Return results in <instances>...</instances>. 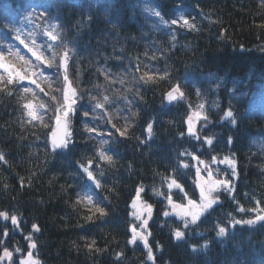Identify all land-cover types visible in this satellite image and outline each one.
<instances>
[{
    "label": "trees",
    "instance_id": "obj_1",
    "mask_svg": "<svg viewBox=\"0 0 264 264\" xmlns=\"http://www.w3.org/2000/svg\"><path fill=\"white\" fill-rule=\"evenodd\" d=\"M108 2L111 7L105 14L91 6L93 0H0V31L8 32L4 25L13 21L30 47L28 33L35 34L37 45L53 44L57 63L65 45L72 50L68 74L78 93L76 111L69 118L70 143L54 151L50 141L55 124L53 102L27 80L0 85V153L7 161H0V211L19 221L15 227L0 217V255L8 248L13 252L12 264H19L29 251L39 264H153L146 248L128 242L135 225L132 203L142 187L141 200L152 205L147 239L155 264H262L264 223L234 228L229 223L252 218L255 213L247 209L256 207L257 200L264 206L262 0ZM37 5L49 6L48 14L41 15L44 8ZM34 7L33 15L26 18ZM146 8L159 11L169 23H160ZM181 16L196 28L170 23ZM53 23L59 24L56 42L43 35L44 28ZM14 36L10 33L0 43V51L7 52L12 45L13 52L19 49L25 59L38 63ZM9 60L23 66L15 56ZM44 71L51 76L54 89L63 88L62 68ZM145 72L154 75V82L140 79ZM0 75L6 83L2 69ZM38 82L49 90L46 83ZM177 83L185 96L167 104L165 94ZM24 87L33 88L38 98L25 93ZM54 94L59 98V92ZM105 96L109 98L106 103ZM40 100L49 104L47 111L41 110L43 123L31 120L23 107ZM97 102L104 107L96 108ZM200 104L205 105L203 110ZM229 108L236 114V126L221 119ZM197 111L208 116L207 122L199 120L196 134L200 139L189 135L187 127L188 117ZM126 126L121 136L117 129L124 131ZM205 136L214 138L211 146L203 142ZM101 150L112 157L111 163L100 158ZM225 156L236 161L235 177L228 165L219 163ZM193 157L210 165L214 178L230 179L235 191L230 195L221 190L219 202L198 225L183 229L182 220L163 213L168 212L170 178L184 190H171L175 203L199 200L196 169L201 164ZM89 161L100 187L81 167H88ZM239 205L246 211L239 212ZM95 206L106 215H92ZM89 215L91 221L86 219ZM217 225L228 228V235L218 237ZM178 227L185 231L184 240L173 237ZM92 240L96 244L90 250L87 245ZM32 242L36 247L31 249ZM192 245L197 251H192Z\"/></svg>",
    "mask_w": 264,
    "mask_h": 264
},
{
    "label": "snow or ice",
    "instance_id": "obj_2",
    "mask_svg": "<svg viewBox=\"0 0 264 264\" xmlns=\"http://www.w3.org/2000/svg\"><path fill=\"white\" fill-rule=\"evenodd\" d=\"M94 8L102 9L104 10L105 14H107L109 8L111 5L109 4L108 0H93V4L91 5ZM262 6H264V0H262ZM36 7H43L44 11L41 13V15H47L48 14V7L47 5H37ZM35 7L28 13V16L26 18H30L33 13L35 12ZM147 12L150 13V15H153L155 17L160 18V23L167 25L169 21L164 20V18L161 16V13L155 9H145ZM88 19H91V16L88 17ZM173 25L180 24L182 27H186L188 29H195L196 25L194 23H190V21L181 16L179 19H173L170 22ZM5 28H8V32L0 31V37H2V40H0V43L3 41H6L10 38V33H15L14 39L19 41L20 44H23L25 48L28 49V51L32 54L33 57H35V60L38 63H33L32 60L25 59L24 56L20 55L19 49H17L15 52H13V46L8 45L7 52L0 51V69L3 70L4 73L7 74V81L5 83V77L4 75H0V85H3L4 87H7V85H11L14 83L19 84L21 81L27 80L30 84L35 85L36 89L39 90V93H43L44 96L48 97L50 101H52V110L54 113V119L56 122L57 127L63 126L65 129L67 128L68 124V118L70 114H74L76 111V108L74 105L77 103V90L72 86V82L69 79V61L71 57L69 56V52L72 51L71 49H68L67 45H65V51L63 52V55L60 56V61L57 63V52L54 49L53 44L48 43L45 46L37 45L36 39L34 38V33H28L27 39L30 40L32 47L29 46V43H26L25 39L21 38V29L15 27V23L11 20H9L5 25ZM264 27V25H262ZM59 24H49L47 25L43 30V35L48 38V40L56 42L60 39V32L58 31ZM175 39V37H173ZM42 48H45L47 51L51 53L50 56L45 55V51L41 50ZM10 56H15L18 58L19 61L23 62V66L18 67L17 64L13 63L11 60H9ZM43 66V67H42ZM53 66H56L58 69H63V82L64 86L63 88L54 89L53 88V80L51 76H45L44 68H52ZM139 70V69H137ZM35 77V78H34ZM164 78V77H161ZM141 80H144L145 83L148 82H154V75L150 74L149 72H145L141 77ZM38 81H43L48 86V91H45L43 87H41V83ZM219 86V85H217ZM23 91L25 93H31L33 97L38 98V93L30 87H24ZM54 92H59L60 96L59 98L57 95L54 94ZM200 92L197 89V95H199ZM185 96V92L182 90V87L179 83L175 84L170 91H168L165 94L166 101L171 104L173 101L182 100ZM104 102H108L109 98L105 96ZM23 107L28 110V115L31 117V120H39L41 123H43V116L41 115V110L47 111L49 108V104L43 100H40L39 103H33L29 101L28 103L24 104ZM96 108H103L104 103L97 102L95 105ZM205 107L204 104L199 105V109L203 110ZM85 116L88 115L87 112L84 113ZM193 117L196 118L197 121L204 120L208 121V116L204 114L201 111L194 112L191 116L188 117V133L189 135H193L196 137V139H200L199 135L196 134L195 130L192 127V121ZM222 120H229L230 123L233 126H236L238 124V120L236 118V114L234 111L229 108L225 110L224 115L221 117ZM115 127V125H113ZM148 132L149 134L152 133V124H148ZM88 131L92 132L95 131V129H88ZM117 132L120 133L121 136H124L127 132V126L125 127L124 131H121L119 128L117 129ZM183 135V133H181ZM53 136L55 137V132H53ZM213 137L205 136L204 137V143L208 144L209 146L213 143ZM229 143L232 142L231 137H229L228 140ZM70 143V133H65V137L61 138L60 140H56L55 138L52 141V147L55 151L57 148H67ZM102 143H107V141H102ZM99 156L101 159L108 161L109 163L112 162V157L107 155L103 150L100 151ZM193 159H196L199 161L200 164H204L205 169L207 170V178L201 177V170L200 168L196 169V175L198 177L197 186L200 189L199 192V200H193L188 198L187 203H175L172 200L171 190L173 188L179 189L181 192H183V187L180 183L177 182L175 178H170V183L168 184V190L169 194L167 195L166 199L168 201V204L172 207L174 214L177 215L182 220V227L183 229H188L190 225H198V223L201 220V217L205 215L206 212H208L210 209H212L213 205L217 204L219 202V195L218 193L223 190L228 192L230 195L235 191L234 185L232 184V181L230 179L224 178H214L213 172L210 168V165L205 164L204 161L199 160L198 157H193ZM0 161L5 160L4 154L0 153ZM212 162H217V157H212ZM219 163L226 164L232 169L231 175L235 177L237 175L235 168H236V161L233 158H230L228 156H225L223 159L219 160ZM89 166L85 167L81 165L83 168V171L87 174L88 178L90 180L95 181L96 187H100L99 181L95 180V177L90 171V166L92 164V161L88 162ZM181 167L187 168L188 164H181ZM143 191V188L140 187L137 189V198L140 197V193ZM154 192L156 190L154 189ZM157 195H164L162 192H156ZM185 198H187V193H184ZM84 199L88 201L89 204H92V198L90 196H86ZM233 199L235 197L233 196ZM80 201H77L79 203ZM132 207L136 208V201L134 200L132 203ZM145 209L149 215L151 216L152 213V205L146 204ZM239 212H245L246 209L243 205H239L238 209ZM247 211L255 213V215L252 218L249 219H232L230 223V227L234 228L236 225H248L253 226L257 223H264V206H261V202L259 200L256 201V207L247 209ZM99 214L100 217H103L106 215V212L103 208H100L99 206H95V212L92 215ZM92 215H89L86 217L88 221L92 220ZM134 216H136L137 219L142 218V213H133ZM164 216H169V212H164ZM0 217H2L4 220H11L12 224L15 227H19V221L17 216L15 215H9L6 211H0ZM147 225V220H143V223L141 227H144ZM33 229L38 231L37 225H33ZM132 236L130 240L128 241L130 244H135L137 239H140L144 242L145 248H147V259L153 261V264H155V256L153 254V250L151 246L148 245L147 239L145 236H143L141 233L137 232L136 227H132L131 229ZM229 229L217 225V231L216 235L218 237H225L228 235ZM4 236L8 235L7 230L3 232ZM173 237L177 241L184 240L185 239V231L181 228H176L173 230ZM27 239L31 240V236L26 237ZM96 244L95 240H92L90 244L87 245V247L91 250L94 248ZM31 248H35L36 244L35 242H32L30 244ZM204 248L207 247V244L203 245ZM192 251H197V246L192 245L191 246ZM96 251H100V249L96 248ZM16 252H20V249H15ZM122 255V254H120ZM13 252L9 251L8 248L3 249V255H0V262L7 259L10 264L12 261ZM19 264H39L38 260H35L32 256L31 251L27 253V257L24 259H21ZM262 264H264V261H262Z\"/></svg>",
    "mask_w": 264,
    "mask_h": 264
},
{
    "label": "rangeland",
    "instance_id": "obj_3",
    "mask_svg": "<svg viewBox=\"0 0 264 264\" xmlns=\"http://www.w3.org/2000/svg\"><path fill=\"white\" fill-rule=\"evenodd\" d=\"M193 114V113H192ZM191 114V115H192ZM190 115V116H191ZM70 116H71V114H70ZM70 116H69V118H70ZM69 118H68V121H69ZM56 123V122H55ZM198 123H199V121H197L196 120V118L195 117H193V121H192V127H193V129L195 130V132H197V128H198ZM189 125H188V121H187V127H188ZM193 136V135H192ZM200 168V170H201V177H203V178H207V170L205 169V166H204V164H201V166L199 167ZM230 168V167H229ZM230 170H231V172H232V169L230 168ZM198 181V180H197ZM199 188V187H198ZM200 190V189H199ZM135 201H136V208H133L132 207V217H133V219H134V221H135V225L133 226V227H136V229H137V232H139V233H141L143 236H145L146 237V239H147V227H148V224H149V222H150V220H151V216H152V213H151V216L149 217V215H148V213H147V211H146V209H145V203L141 200V198L139 197V198H137L136 197V199H135ZM214 206V205H213ZM134 212H137V213H142V218L141 219H137L136 218V216H134L133 215V213ZM168 212L170 213V215L169 216H174V217H176V218H178L179 220H181L177 215H175L174 214V211H173V209H172V207L168 204ZM143 220H147V225H145L144 227H141V225H142V223H143ZM9 221H10V223L12 224V222H11V220L9 219ZM13 225V224H12ZM180 241V240H179ZM136 242H139L144 248H145V246H144V242L142 241V240H140V239H137V241ZM147 243H148V239H147ZM31 248V247H30ZM32 249V248H31ZM30 249V250H31ZM147 249V248H146ZM32 253V252H31ZM32 256H33V258L36 260V258L34 257V255H33V253H32ZM27 257V254L22 258V259H24V258H26ZM21 260V259H20ZM12 261H13V258H12ZM12 261H11V264H12ZM4 264H10V262L7 260V259H5L4 261H2Z\"/></svg>",
    "mask_w": 264,
    "mask_h": 264
},
{
    "label": "water",
    "instance_id": "obj_4",
    "mask_svg": "<svg viewBox=\"0 0 264 264\" xmlns=\"http://www.w3.org/2000/svg\"><path fill=\"white\" fill-rule=\"evenodd\" d=\"M165 101H166V98H165ZM176 101H173L171 104L175 103ZM167 104H169L167 101H166ZM53 132H55V137L53 136V133L51 135V138H50V141H51V145H52V141L53 139L55 138L57 141L60 140L61 138H64L65 137V133H69V123L67 124V128L65 129L63 126L61 127H57L56 123L54 125V129H53ZM57 151H61L63 149L61 148H57L56 149Z\"/></svg>",
    "mask_w": 264,
    "mask_h": 264
}]
</instances>
